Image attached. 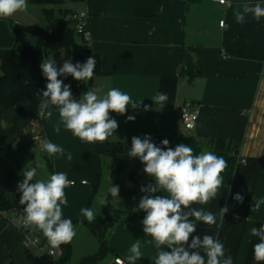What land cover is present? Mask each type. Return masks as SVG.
<instances>
[{
    "label": "crops",
    "instance_id": "1",
    "mask_svg": "<svg viewBox=\"0 0 264 264\" xmlns=\"http://www.w3.org/2000/svg\"><path fill=\"white\" fill-rule=\"evenodd\" d=\"M78 2V9L89 14L91 49L101 55L102 73L92 84L82 83L73 96L79 98L88 89L103 96L109 89L119 88L133 100H142L138 109L129 108L126 115L111 113L119 128L109 139L120 142L126 154L133 136L150 135L157 146L168 139L173 148L183 143L194 154L207 150L224 157L227 167L221 173L223 182L216 198L209 204L193 206L203 207L217 218L219 208L227 206L225 223L219 228L199 223L193 235L202 238L208 234L219 239L233 264H256L253 245L258 239L251 236L250 229L264 224V204L252 211L254 202L264 198V18L257 22L249 14L244 23H237L235 13L242 11L244 4L264 6V0H230L231 7L216 0ZM11 23L8 18H0V49H17L19 35L25 34L19 33L27 26L25 23L15 27L18 32ZM34 38L30 37L29 43ZM157 92L168 96L163 109L151 99ZM187 100L200 112L192 130L185 129L179 114ZM145 105L148 111H144ZM21 106L3 109L0 105V187L9 195H21L17 185L24 179L22 170L37 165L36 180L62 171L69 180L78 181L65 189L68 204L62 207L63 218L75 225L76 236L71 242V261L75 262L77 256L83 259L100 250L99 237L81 223L85 219L81 209L92 208L101 213L97 217L109 209L110 202L101 206L97 201L94 205L98 193L108 200L111 196L106 190L108 185L100 194L106 163L107 173L116 183L122 173L129 180L119 192L120 199L127 198V205L120 204L113 218L108 216L101 222L109 249L95 264H114L118 256L124 259L138 239L143 256L137 264H154L158 250L149 242L151 237L145 236L142 221L130 220L133 214L145 213L137 207L143 193L139 190L127 196V192L144 181L155 183L143 172L139 159L127 155V164L117 172L115 156H97L93 143L80 141L63 125L59 133L54 130L59 114L52 105L43 108L39 131L43 139L63 147L65 153L71 152L73 159L68 161L59 154L49 156L32 138L33 120L16 119ZM49 110L53 112L50 119L46 116ZM127 115H135V121H127ZM83 180L87 183L81 184ZM237 193L244 197L243 203L233 199ZM8 215L9 210L0 212L5 222ZM0 226L10 242L0 248V259L30 264L29 259L20 256L24 248L20 247L22 236L15 228L16 221ZM77 245L82 248L80 254Z\"/></svg>",
    "mask_w": 264,
    "mask_h": 264
},
{
    "label": "clouds",
    "instance_id": "2",
    "mask_svg": "<svg viewBox=\"0 0 264 264\" xmlns=\"http://www.w3.org/2000/svg\"><path fill=\"white\" fill-rule=\"evenodd\" d=\"M221 5L231 7L230 0H218ZM242 11L235 13L237 23H244L247 15L257 22L264 18V6L244 4ZM27 0H0V18H8L17 12H26ZM221 27L225 22L220 21ZM97 61L88 57L86 62L73 63L65 60L61 67L56 61L42 59L40 68L46 78V90L38 91L43 97L42 104L58 109L59 120L54 130L59 133L63 125L73 136L87 143L105 142L119 128L118 121L111 113L126 115L129 108L138 109L142 100L135 101L119 88H111L103 96L88 89L79 98L71 92V86L64 84L59 77L71 76L77 82L87 84L95 76ZM154 105L162 109L167 104L166 93L157 92L152 98ZM149 106H144L148 111ZM47 118L53 116L51 110L46 112ZM135 115H127V121L134 122ZM168 139L157 146L150 135L143 138L133 136L129 158H137L144 165L143 172L155 183L141 186L143 195L139 198L137 207L145 212L142 220L145 236L151 237L150 243L158 250L154 264H233L231 255H225L223 243L212 235L205 234L202 238L196 233L197 225H215L217 228L225 223L224 217L229 208H219L217 215L206 211L203 207L193 205L209 204L217 196L222 186L221 173L227 167V161L212 151H201L194 154L189 145L178 144L175 148L169 146ZM41 148L49 155L59 154L72 161L71 152L65 153L63 147L41 139ZM37 167L22 170L24 177L17 185L21 193L19 203L23 206L22 223L26 228L40 230L52 248L69 244L76 236L75 225L71 219L63 218L62 207L68 200L65 189L73 183L65 172H55L47 179L36 180ZM109 193L119 199V186L111 184ZM233 199L243 203L244 197L237 193ZM101 206L109 203L106 197H99ZM264 198L254 202L252 211L260 209ZM81 215L89 224L96 220V211L92 208H82ZM83 221H81L82 223ZM251 236L258 242L253 245V257L256 264H264V224L250 229ZM143 256L141 243L138 239L129 249L128 255L118 264H137Z\"/></svg>",
    "mask_w": 264,
    "mask_h": 264
},
{
    "label": "trees",
    "instance_id": "3",
    "mask_svg": "<svg viewBox=\"0 0 264 264\" xmlns=\"http://www.w3.org/2000/svg\"><path fill=\"white\" fill-rule=\"evenodd\" d=\"M34 4L42 6L43 11L50 23V28L41 25H29L23 29L36 36L37 42L25 46L21 51L15 48L0 49V105L3 109L13 108L22 105L16 115V119L31 118L41 123V111L43 110V97L38 91L46 90L47 80L42 74L40 68L42 59L47 58L51 53L61 51L65 60L71 62L84 63L88 57H94L97 61L93 79L102 73V58L99 53L92 51L85 43V53L75 50L76 32L72 26L68 15L73 10L65 9L60 15H55L49 4L61 5L65 0H30ZM18 32L19 30L15 28ZM64 84L71 86V92L76 91L83 82H77L71 76L59 77ZM93 79L89 81L92 84ZM108 145L120 146L123 152L119 155L114 148H108ZM97 156L103 154L113 155L118 160L117 172L127 164V154L125 148L118 141L108 139L105 142L93 143ZM150 181L139 183L136 189L127 192V196L138 192L141 186H146ZM20 195H9L0 187V212L6 210H16L23 214V206L19 203ZM145 213L133 214L130 220L142 221ZM107 220V219H105ZM96 221L89 224L86 218L83 220L92 231L99 237L100 250L94 255L85 257L81 264H95L107 252L105 230L100 226L101 222ZM61 255L58 258L47 254H38L28 252L30 264H70L72 255V244H65L58 247ZM0 264H13L0 259Z\"/></svg>",
    "mask_w": 264,
    "mask_h": 264
},
{
    "label": "rangeland",
    "instance_id": "4",
    "mask_svg": "<svg viewBox=\"0 0 264 264\" xmlns=\"http://www.w3.org/2000/svg\"><path fill=\"white\" fill-rule=\"evenodd\" d=\"M27 2H28V8H27L26 12H17L15 15L8 17V19L12 21L11 26H12L13 30L15 31V29H14L15 27H21V24H23V23H25V25H27V26H29V25H41L43 27L50 28V23H49L46 15L43 11L42 6L32 3L30 0H27ZM79 6H81V4H80V2H78V0H65V2L62 3L61 5L49 4L48 8H51L55 15H60L61 12L67 8L78 9ZM21 32H24L25 34L19 35L20 36L19 42H18L19 47L17 49L15 48L18 52L21 51L25 46L32 44L33 42H34V44L37 42L36 36L33 35L32 33L28 32L26 30H23V29L20 30L19 33H21ZM30 37H33V38L35 37L34 41L32 43H29L30 41H28ZM75 50H77L78 52H84L85 53V40L81 35H79L77 33L75 35ZM52 58L56 61L58 68L61 67L63 65V63L65 62L64 55L61 51L51 53L47 58H45V60L46 59H52ZM108 148H114L115 151L119 155L123 154L120 146L108 145ZM107 170H108L107 164L104 163L103 171H102L103 175H102L100 194H103V190H105V186H107V185H108V188L106 190H109L111 184L119 186V189L122 187H127L129 185V180L126 178V176L123 173L120 175V177L118 178L117 183H116V181H114L113 179L110 178V176L107 173ZM108 193H109V191H108ZM119 194H121V193H119ZM98 198H99V193L97 194V196L95 198L94 205L97 204L96 202L98 201ZM126 199H127L126 197L124 199H120V198L116 199V198H113L112 196H110V198L108 200L111 204L108 207L109 209L105 213H103L102 216L97 217L96 221L100 222L101 220L108 219V216L113 218L115 216V212H116L115 208H118L120 206V204H121V206L127 205ZM100 214L101 213H99V212L96 213L97 216H99ZM0 223H1V225H4L6 222L0 218ZM9 225H11V223H9ZM15 228L18 231V228L17 227H15ZM6 235H7L6 232L1 231V226H0V248H2L4 245H7L8 243H10V242L6 241V237H7ZM78 240H81V238ZM20 247H21V249H23L22 240H21V246ZM78 247H79V245H77V250H78V254H80V251L82 250V248L79 249ZM23 251L24 252L22 254H20V256L24 257L25 259L28 260V256H26L27 251L24 249H23ZM72 256H73V248H72L71 258H72ZM81 259H82L81 257L77 256L75 259L76 260L75 262H73V260L72 261L70 260V264H73V263L74 264H81V262L84 258L82 260Z\"/></svg>",
    "mask_w": 264,
    "mask_h": 264
},
{
    "label": "built area",
    "instance_id": "5",
    "mask_svg": "<svg viewBox=\"0 0 264 264\" xmlns=\"http://www.w3.org/2000/svg\"><path fill=\"white\" fill-rule=\"evenodd\" d=\"M68 19L71 21L75 32L81 35L84 38L85 43L89 47H91L92 31L90 27L88 12L82 9L73 10L69 13ZM199 113V109L194 108V104L191 100H187L181 105L179 114L185 129L192 130L195 128L196 123L199 119ZM39 126V122L35 120L32 121V138L38 143L40 150L43 151L40 146V141L41 139H43V134L39 131ZM71 181L73 182L71 186L79 184L78 181ZM80 183L86 184L87 182L83 180ZM22 217L23 214L14 209L9 210V215L6 217L7 223H11L13 220L16 221L18 231L22 235V247L27 252L32 251L38 254H47L52 257L58 258L61 255V250L59 248H52L40 230L36 228H26L22 223ZM122 260L124 259L120 256L115 257L114 264H118V261Z\"/></svg>",
    "mask_w": 264,
    "mask_h": 264
}]
</instances>
